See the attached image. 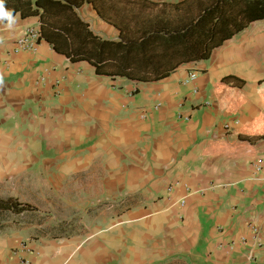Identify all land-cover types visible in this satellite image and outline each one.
Here are the masks:
<instances>
[{"label": "crops", "instance_id": "1", "mask_svg": "<svg viewBox=\"0 0 264 264\" xmlns=\"http://www.w3.org/2000/svg\"><path fill=\"white\" fill-rule=\"evenodd\" d=\"M35 1L0 15V264H264V19L191 59L152 38L213 0Z\"/></svg>", "mask_w": 264, "mask_h": 264}, {"label": "trees", "instance_id": "2", "mask_svg": "<svg viewBox=\"0 0 264 264\" xmlns=\"http://www.w3.org/2000/svg\"><path fill=\"white\" fill-rule=\"evenodd\" d=\"M47 1L67 6V3L62 4L59 0H36L35 3L40 5L39 2ZM2 7L4 9L8 7L6 0H3ZM35 11L37 9L33 10L32 13H36ZM41 17L40 15L39 40L43 38L42 29L44 23ZM260 19H264V0H213L194 20L186 24L181 30L169 33L165 37L152 38V40L157 44L166 43L168 45L186 43L187 47L189 46L188 48H190L189 51H194L195 53L191 59L207 58L214 47L241 31L249 22ZM147 40V38H142L140 43L142 60L146 56L148 45L145 42ZM130 48V46H126V54L129 53ZM142 64H144V61ZM20 207L16 201L0 199V209L11 208L17 210Z\"/></svg>", "mask_w": 264, "mask_h": 264}, {"label": "built area", "instance_id": "3", "mask_svg": "<svg viewBox=\"0 0 264 264\" xmlns=\"http://www.w3.org/2000/svg\"><path fill=\"white\" fill-rule=\"evenodd\" d=\"M39 42V31L36 28H26L24 30L23 35L16 40L15 42V52H34L35 48ZM196 78V74H189L188 79L185 81L186 83H192ZM252 167L254 172H258L260 169L264 167V158H257L253 163ZM181 205L183 202L180 203ZM251 231L253 233L257 232V228L255 226H251Z\"/></svg>", "mask_w": 264, "mask_h": 264}, {"label": "clouds", "instance_id": "4", "mask_svg": "<svg viewBox=\"0 0 264 264\" xmlns=\"http://www.w3.org/2000/svg\"><path fill=\"white\" fill-rule=\"evenodd\" d=\"M2 4H3V0H0V15H3V16H9L11 14L10 11H6L3 7H2Z\"/></svg>", "mask_w": 264, "mask_h": 264}]
</instances>
